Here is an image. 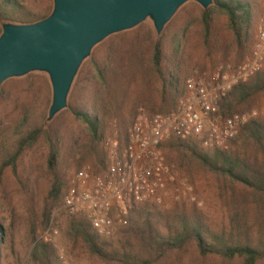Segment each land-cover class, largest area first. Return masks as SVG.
Masks as SVG:
<instances>
[{
	"label": "trees",
	"instance_id": "trees-1",
	"mask_svg": "<svg viewBox=\"0 0 264 264\" xmlns=\"http://www.w3.org/2000/svg\"><path fill=\"white\" fill-rule=\"evenodd\" d=\"M262 0H212L208 8L183 5L158 35L143 22L134 29L111 35L96 45L82 64L69 93L68 107L52 121L49 78L40 72L7 80L0 89V191L11 208L9 191L19 190L35 201L37 185L46 184L40 220L47 227L72 174L89 162L104 168V137L114 119L125 130L141 111L153 115L172 111L188 92L193 70L206 74L230 59L238 63L250 55ZM52 0H0V34L4 23H33L50 14ZM236 86L219 107L231 113L243 106L264 81ZM70 123H65L64 119ZM245 137L264 153V122L252 120ZM200 143L174 139L165 146L167 157L186 150L192 159L218 176L264 195V179L248 171L243 159L222 150L206 153ZM164 148V146H163ZM10 180L14 182L11 183ZM133 224L122 229L123 239L99 237L86 220H72L69 231L81 238L90 252L118 264H180L178 251L194 247L200 259L218 258L219 264H264V237L256 241L218 234L205 223L200 211H177L166 218L167 228L142 210ZM7 228L0 222V246ZM173 255L171 256V254ZM31 260L55 264L51 246L36 243Z\"/></svg>",
	"mask_w": 264,
	"mask_h": 264
},
{
	"label": "built area",
	"instance_id": "built-area-1",
	"mask_svg": "<svg viewBox=\"0 0 264 264\" xmlns=\"http://www.w3.org/2000/svg\"><path fill=\"white\" fill-rule=\"evenodd\" d=\"M263 68L264 0L250 55L241 62L220 65L206 78L191 77L187 94L172 111L153 115L141 111L123 137L113 125L112 135L104 138V168L77 170L62 191L54 215L81 217L98 236L110 237L118 224L128 223L138 205L161 206L166 194L197 202L194 188L167 161L163 146L171 139H194L206 150H228L249 117L246 113L220 116L219 107L236 86ZM53 220L44 231L46 240L57 233Z\"/></svg>",
	"mask_w": 264,
	"mask_h": 264
},
{
	"label": "rangeland",
	"instance_id": "rangeland-1",
	"mask_svg": "<svg viewBox=\"0 0 264 264\" xmlns=\"http://www.w3.org/2000/svg\"><path fill=\"white\" fill-rule=\"evenodd\" d=\"M175 16L176 14L174 17ZM145 22L153 26L150 19H147ZM228 63L233 64L234 62L230 59L226 64ZM220 65L224 64H218L215 69ZM212 72L200 74L199 71L193 70L189 79L191 77L192 79H196L198 75L206 78V76H210ZM260 73H264V68ZM262 76V79H264V75ZM256 77L255 74L246 83L253 80L255 81ZM260 85L263 86V89L258 90L256 94L245 101L243 106H234L231 113L219 112V114L220 116L232 115L235 113L248 114L249 121L241 128L237 137L230 143L228 150L225 152L243 159L250 173L264 179V153L263 149H261L262 146L256 143L254 138L250 139L244 136L245 127L252 120L258 119L264 122V81H261ZM68 101L69 98L67 100V107ZM254 112L256 114L251 116ZM64 122L70 123L67 118L64 119ZM132 123L133 120L128 122L127 128L123 130L113 119L108 126L105 137L112 135L111 131L113 125L119 128L120 135L123 137ZM172 140L174 139L168 140L164 144L163 153L167 161L176 167L179 176L186 179L192 185L197 202H190L187 198L176 200L170 194H166L161 206H154L152 204L138 205L130 213L127 224H118L116 232L112 236L101 238L108 241L123 239L124 235L122 229L128 228L133 224L135 218L138 219L140 215L142 216V210L151 212L154 221L161 223L163 225L161 229L165 231L168 225L166 218L171 217L177 211H190L193 209L200 211L202 220L209 224L210 228L218 234H232L233 237L239 239L243 238L245 235H249L254 241L263 238L264 195L261 197L251 189H245L237 183L233 184L222 176L214 174L212 171L208 170L207 167L200 164L198 160L192 159L186 150H181L180 152L174 151L173 156L167 157L165 146ZM185 141H194L197 143L194 139ZM199 147L206 153L210 154L214 152V150H206L201 146ZM81 168H85L91 172H99L102 170H94L93 165L89 162L83 163ZM10 182L14 184L12 180H10ZM36 190L35 201L30 202L20 194L19 190L11 188L9 191V198L11 199L10 202L13 210L5 205L4 195L0 191V222L8 231L6 241L0 246V264H41L39 260H31L30 256L35 244L41 241L51 246L55 257V264H118L98 258L90 252L81 238L72 237L69 231L71 221L74 219L83 220V218L69 217L63 213L55 216L54 213L60 206L61 199H59V202L51 213V220L54 218L53 222L57 229V233L51 234L46 240L44 231L48 226L44 227L40 220V207H42L45 202L47 191L45 182H40ZM173 253L175 255L176 252L174 251ZM177 253L178 255L176 257L173 255L171 258H177L180 264L220 263L218 258L208 257L205 260L200 259L194 247H187ZM155 264L160 263L156 261Z\"/></svg>",
	"mask_w": 264,
	"mask_h": 264
},
{
	"label": "water",
	"instance_id": "water-1",
	"mask_svg": "<svg viewBox=\"0 0 264 264\" xmlns=\"http://www.w3.org/2000/svg\"><path fill=\"white\" fill-rule=\"evenodd\" d=\"M49 15L33 23H4L0 34V89L9 79L45 73L52 89L48 120L67 107L74 80L94 47L147 19L160 35L188 2L212 0H52Z\"/></svg>",
	"mask_w": 264,
	"mask_h": 264
}]
</instances>
